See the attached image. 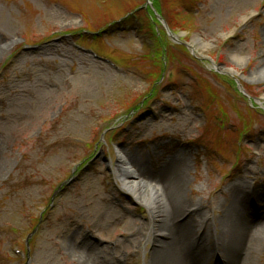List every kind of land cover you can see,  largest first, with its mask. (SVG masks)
<instances>
[{
	"label": "rangeland",
	"instance_id": "1",
	"mask_svg": "<svg viewBox=\"0 0 264 264\" xmlns=\"http://www.w3.org/2000/svg\"><path fill=\"white\" fill-rule=\"evenodd\" d=\"M149 3L0 0V264H85V246L150 264L167 204L123 188L127 163L152 183L174 166L204 264L233 263L214 249L232 190L262 219L264 0ZM258 231L248 264H264Z\"/></svg>",
	"mask_w": 264,
	"mask_h": 264
},
{
	"label": "bare ground",
	"instance_id": "2",
	"mask_svg": "<svg viewBox=\"0 0 264 264\" xmlns=\"http://www.w3.org/2000/svg\"><path fill=\"white\" fill-rule=\"evenodd\" d=\"M192 48L195 50L194 47ZM1 52H3V49H0ZM120 155L123 159V154ZM173 167H166L157 176L154 183L142 179L128 181L127 175L138 176L139 173L132 164L127 163L121 169L125 176H121L118 172V178L121 180L123 188L138 201L145 202L153 208L161 202L167 204L161 217L162 225L157 231L158 234H161L157 237H161L162 241L159 242L160 245H158L156 254L150 264H204V261L208 262L207 259L211 255V250L205 236H201L198 238L199 241L192 243L193 239L196 240L194 235L197 228V220L193 214H188L183 221L181 220L183 213L189 211V208L186 209V202L179 197L181 186L175 177L177 170H172ZM242 191L232 190L233 205L239 207L235 213L237 216H232L227 212L220 218V224L228 225V222L231 224L229 230L221 236L224 238L225 244L220 242L219 237L214 244L215 254L220 255L223 250L225 254L232 256V264H248L249 257L253 253L251 247L255 243L252 233L264 229V214H262V219L259 217L257 219L256 216H254V219H250ZM262 208L263 213L264 206ZM230 209L231 207H229ZM205 219H207V216H205ZM238 222H240L241 227L237 226L236 228ZM81 248L80 253L85 264H101L94 254V247L85 246Z\"/></svg>",
	"mask_w": 264,
	"mask_h": 264
},
{
	"label": "trees",
	"instance_id": "3",
	"mask_svg": "<svg viewBox=\"0 0 264 264\" xmlns=\"http://www.w3.org/2000/svg\"><path fill=\"white\" fill-rule=\"evenodd\" d=\"M140 10H143V9H140ZM159 10V9H158ZM160 12H159V14H160V16L165 20V22L167 23V25H168V27L170 28V30H172V22H171V20H168L166 17H165V15H164V13L162 12V9L161 10H159ZM149 13V12H148ZM169 12H168V17H169ZM150 17V16H149ZM126 18H128V17H126ZM126 18H124V19H126ZM155 18V17H154ZM150 19H151V23H153L154 24V22L155 23H157L158 24V22H159V20H158V22H156V19H153L152 18V16L150 17ZM159 24H161L160 22H159ZM149 26H151L150 24H149ZM159 34V33H158ZM158 36V35H157ZM166 37H168V35H166ZM175 47H178V48H181L182 50H184V51H187L184 47H183V45H176ZM172 49V48H171ZM170 53H171V50H170ZM207 90H208V92H210V93H213L214 91L212 90V88H210V87H208L207 88ZM212 91V92H211ZM214 94V93H213Z\"/></svg>",
	"mask_w": 264,
	"mask_h": 264
},
{
	"label": "water",
	"instance_id": "4",
	"mask_svg": "<svg viewBox=\"0 0 264 264\" xmlns=\"http://www.w3.org/2000/svg\"><path fill=\"white\" fill-rule=\"evenodd\" d=\"M147 2H148V4H150V3H149V0H147ZM66 184H67V183H65L64 185H66ZM62 185H63V184H62ZM62 185L59 186L57 192L54 194L53 197H55L56 194L62 190ZM53 200H54V199H52V201H53ZM36 231H37V228H36L35 230H33V232L28 236L27 244H28V241L30 240V238L36 233Z\"/></svg>",
	"mask_w": 264,
	"mask_h": 264
}]
</instances>
